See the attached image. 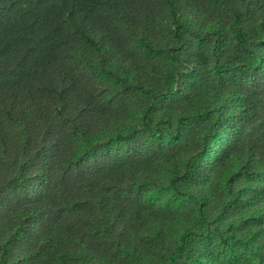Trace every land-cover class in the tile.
Here are the masks:
<instances>
[{"label":"trees","instance_id":"trees-1","mask_svg":"<svg viewBox=\"0 0 264 264\" xmlns=\"http://www.w3.org/2000/svg\"><path fill=\"white\" fill-rule=\"evenodd\" d=\"M0 264H264V0H0Z\"/></svg>","mask_w":264,"mask_h":264},{"label":"rangeland","instance_id":"rangeland-1","mask_svg":"<svg viewBox=\"0 0 264 264\" xmlns=\"http://www.w3.org/2000/svg\"><path fill=\"white\" fill-rule=\"evenodd\" d=\"M143 104V102L140 100V99H135L133 100V102L131 103V110H134L132 111L131 115H129V117L127 118V122L129 124H135L137 122V118L139 117V114H140V110H139V106H141ZM168 197V196H167ZM166 197V200L167 202H169L171 205L174 204V202L176 203L177 201H175L174 199L172 198H167Z\"/></svg>","mask_w":264,"mask_h":264}]
</instances>
